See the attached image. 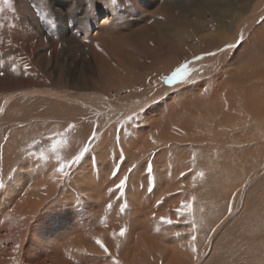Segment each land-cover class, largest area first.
<instances>
[{"label":"rangeland","instance_id":"374dc122","mask_svg":"<svg viewBox=\"0 0 264 264\" xmlns=\"http://www.w3.org/2000/svg\"><path fill=\"white\" fill-rule=\"evenodd\" d=\"M189 1L11 0L14 10L0 12V221L15 234L10 228L0 240V259L14 255L1 264H264V7L250 19L263 0L234 7L232 21L210 8L187 15ZM163 23L186 43H170ZM185 61L186 84L158 79ZM68 124L67 145L53 152ZM92 129L88 155L96 162L85 158L62 178L57 155L70 158ZM19 167L30 175L15 183ZM126 173L125 193L110 194ZM189 202L191 210L182 208ZM121 227L126 235L114 240Z\"/></svg>","mask_w":264,"mask_h":264},{"label":"snow or ice","instance_id":"6c2138e0","mask_svg":"<svg viewBox=\"0 0 264 264\" xmlns=\"http://www.w3.org/2000/svg\"><path fill=\"white\" fill-rule=\"evenodd\" d=\"M117 2V0H111V3L113 5H115ZM2 4L4 5V7H0V12H3L5 10V8L9 9V10H14L13 9V5L11 3V0H2ZM105 23H108V21L106 20ZM243 38L241 37L240 39H238L235 43H230V44H226L224 48H220L218 49V51H224L225 49H233L236 48L238 44L242 43ZM204 55L206 56H215L217 55L216 52H205ZM203 57L202 56H195L194 59L195 60H201ZM2 63V62H0ZM189 62L185 61L184 63H180L177 67H175L173 70L170 71L169 74L162 76V77H158V79H160L162 81L163 84L165 85H169V86H173L176 84H186L188 82L187 77L189 75L190 69H189ZM13 71H15V69H13ZM5 76V72L0 70V77ZM149 81L151 82V78H149ZM140 112H144L145 108L144 106H141V108L139 109ZM138 113L136 111H133V113L129 116L126 117L127 120H132L133 117L137 116ZM73 128L72 124H68L67 128L64 130V132L62 133H57L56 135L63 137V139H53L52 143H51V150L53 152H56L58 147H63L65 145H67L68 141H67V137L65 136V133L69 130ZM97 137V131L96 129H92L90 134L87 137V142H84L82 144L81 147H79L78 151H75L74 154H72L70 156V158L66 159V160H61L60 156L57 155L56 159L59 161V166L56 167L55 171L58 172L61 177H67L69 175V172L66 171V169H71L73 166H79L81 165V163L85 160V158H88L89 160L92 161V163H95V157L94 156H89V150L91 147V142ZM7 139V138H5ZM119 142V137H117V143ZM35 153H29L28 156L29 158L35 156ZM41 159H47L44 156V153L41 152L39 153ZM124 157L121 156V163H123L124 161ZM120 164L114 165L113 170L111 171V177L112 179L116 178L118 176V173L120 171ZM136 167V165H132L129 169H128V173H131L133 171V169ZM146 171L148 172L149 176L152 173V167L151 164L147 165ZM128 173H126L122 178L119 179V182L116 183L114 185V188H109L108 192L111 194L114 191L119 192L120 195H123L125 193V189H126V185H127V181H128ZM186 173L182 172L181 176H185ZM197 175H203V173H197ZM149 183V187H148V192L152 193L154 191V184L152 182V180L149 178L148 180ZM4 187V185L2 183H0V188ZM233 197H235L236 193L232 194ZM119 198V197H118ZM158 204L160 203V201L157 202ZM108 207H111V205L109 204ZM182 208H187L189 210H191V203H187V204H183L182 203ZM182 208H177L176 212L177 215L180 216L183 214L182 212ZM227 210L228 213L231 214L232 213V204L229 203L227 206ZM161 221L163 223L166 224H172L173 221L169 218L166 217H161L160 218ZM220 223H223V220L220 221ZM219 227V224L216 225V227H213L211 229V231L214 233L216 231V228ZM192 229L193 231H195L196 229V223L195 221L192 222ZM126 235V229L121 227L119 229V232H113L111 234L112 238L115 240L117 236L120 237H124ZM177 235H179V233H177ZM95 242L96 244L100 247V249H102V252L105 256H109L110 251L109 248L105 245V243L99 238V237H95ZM196 236L193 234L191 235L190 238V246H191V250L192 252L195 254L197 253V247H196ZM17 249L19 248V245L16 246ZM117 249H119L120 244L119 242H117L116 244ZM112 264H120V262L118 260H116L115 258H113Z\"/></svg>","mask_w":264,"mask_h":264},{"label":"bare ground","instance_id":"6f19581e","mask_svg":"<svg viewBox=\"0 0 264 264\" xmlns=\"http://www.w3.org/2000/svg\"><path fill=\"white\" fill-rule=\"evenodd\" d=\"M260 1V0H259ZM263 2H264V0L262 1V3H259V4H257V8L255 9V6L253 7L254 9H255V12H253V13H251V15H250V19L251 20H254V19H258L261 15H262V10H263V7H264V4H263ZM254 3V2H253ZM252 3V4H253ZM145 4H147V3H145ZM256 4V3H255ZM254 4V5H255ZM73 5V4H72ZM248 5V2H247V0H190L189 2H188V4H187V10H186V13H187V15H189V14H195V16L197 15H202V13H203V10L204 9H208V10H212L213 12H214V14L215 15H218V16H222L223 18H226L228 21L230 20V21H232V9L234 8V7H241V11H244L245 9H246V6ZM251 7V6H250ZM210 8V9H209ZM260 8V9H259ZM252 9V8H251ZM246 11V10H245ZM208 12V11H207ZM208 14V13H207ZM172 15H173V13H172ZM206 15V14H205ZM204 16V15H203ZM203 16L201 17V18H203ZM211 16V15H210ZM210 16H209V18H210ZM214 16V15H213ZM175 17V16H174ZM216 17V16H215ZM106 18H108V16L106 17ZM180 18H184V19H187V16H185V13H183V14H181L180 16H178V18H177V20H179ZM249 18V17H248ZM247 18V19H248ZM181 20V19H180ZM199 20V19H198ZM165 21V20H164ZM203 21V20H202ZM257 21V20H256ZM191 22V21H190ZM189 22V24L191 25V26H193V24L192 23H190ZM196 22V21H195ZM221 22V21H220ZM242 22V21H241ZM240 22V23H241ZM246 22V21H245ZM259 22V21H258ZM248 23V24H247ZM253 23V22H252ZM170 24V23H169ZM173 23H171V25H172ZM202 24V23H201ZM220 24V23H219ZM245 24V23H244ZM246 24H247V26H246V30L247 29H249V26L250 25H252L251 24V21L248 19V21L246 22ZM240 25V24H239ZM263 25V24H262ZM161 27H162V29H165V30H167L166 31V36H167V38L170 40L169 42L170 43H172V42H176V43H181V44H185L186 43V39L180 34V33H177L176 31V33L175 34H173L172 33V35L173 36H169V35H171V33L170 32H172V31H170V26H168V23H163V24H161ZM204 27V26H203ZM239 27V26H238ZM257 27V26H256ZM263 27V26H262ZM197 28V27H196ZM226 28V27H225ZM190 29V28H189ZM194 29V28H193ZM243 29V28H242ZM259 29V28H258ZM164 30V31H165ZM195 31H197V30H195ZM224 31V30H223ZM248 31V30H247ZM188 32V31H187ZM254 32V31H253ZM112 33V32H111ZM251 33V32H250ZM195 34V33H194ZM250 35V34H249ZM262 35H263V33H262ZM164 36V35H163ZM241 36V35H240ZM259 36H261V35H259ZM162 38H164V37H162ZM166 40V39H165ZM255 40V38H253V40L252 41H254ZM190 41V40H189ZM193 41V40H192ZM234 41V40H233ZM252 41H251V43H252ZM255 42V41H254ZM261 43V40H259V45H262V44H260ZM254 44H256V42L254 43ZM188 45V44H187ZM244 45V44H243ZM246 45H248V44H246ZM106 47V46H105ZM116 47V46H115ZM176 47V46H175ZM246 47H248V46H246ZM242 49V48H241ZM240 49V51L242 52L243 50H244V47H243V49L241 50ZM232 50V49H231ZM238 50V49H237ZM237 50H236V52H237ZM112 51V50H111ZM240 51L238 52V53H240ZM18 52V51H17ZM16 52V53H17ZM99 52V51H98ZM114 52V51H113ZM173 52V51H172ZM176 52V51H175ZM181 52V51H180ZM128 54V53H127ZM158 54H160V53H158ZM166 54V53H165ZM120 55V54H119ZM122 56V55H121ZM28 57V56H27ZM244 57V56H243ZM159 58V57H158ZM180 58V57H179ZM253 58V57H252ZM108 59V58H107ZM256 59V58H255ZM260 61V60H259ZM258 61V62H259ZM103 62V61H102ZM97 65V64H96ZM258 65V64H257ZM106 67V66H105ZM200 67V66H199ZM259 67H261V66H259ZM264 73V72H263ZM257 74H258V72H257ZM156 75V74H155ZM252 76V75H251ZM264 77V76H263ZM243 78V77H242ZM241 78V79H242ZM258 78V77H257ZM189 79V78H188ZM247 80L249 81V79L247 78ZM260 81V80H259ZM240 82V81H239ZM241 82H243V81H241ZM112 84V83H111ZM264 84V83H263ZM34 85V84H33ZM245 85V84H244ZM255 85H257V84H254L253 85V88L255 87ZM158 86V85H157ZM246 87V86H245ZM247 87H249V86H247ZM246 87V88H247ZM252 87V86H251ZM258 87V86H257ZM241 88V87H240ZM245 88V89H246ZM260 87H258V89H259ZM262 88V87H261ZM26 89V88H25ZM250 89H252V88H250ZM167 90V89H166ZM174 90V89H173ZM250 91L249 89H246V91ZM37 91V90H36ZM41 91V90H40ZM157 92V91H156ZM251 92V91H250ZM250 92H246V93H250ZM254 92V91H253ZM261 92V90L259 89V93ZM46 93V92H45ZM162 93V92H161ZM191 93V92H190ZM239 93V92H238ZM255 93H256V91H255ZM257 93H258V91H257ZM247 94V95H248ZM253 95H254V93H252ZM252 94H251V96H252ZM165 95V94H164ZM50 96V95H49ZM57 96H59V95H57ZM12 97H13V95H9V97H7L6 96V99L4 100V106H3V108L5 107V105L7 104V102L10 100V99H12ZM174 97V96H173ZM253 97H255V96H253ZM251 98V97H250ZM252 99V98H251ZM258 99H260V97L258 98ZM262 99H263V97H262ZM191 100V99H190ZM259 101H261V100H259ZM259 101H257L258 103H259ZM263 101H264V99H263ZM256 102V103H257ZM61 103V102H60ZM256 103H255V105H256ZM257 103V104H258ZM261 103V102H260ZM264 103V102H263ZM197 104V103H196ZM252 105H253V103H252ZM262 105V104H261ZM263 106V105H262ZM256 108V107H255ZM263 108H264V106H263ZM245 109V108H244ZM204 110V109H203ZM257 110H259L258 108H257ZM264 110V109H263ZM212 111V110H211ZM245 111H247V110H245ZM251 111H253V110H251ZM254 111H255V109H254ZM257 112V111H256ZM259 112V111H258ZM258 112L256 113V114H258ZM76 113V112H75ZM245 113V112H244ZM56 114V113H55ZM62 114V113H61ZM238 114V113H237ZM246 114V113H245ZM248 114V113H247ZM262 114V113H261ZM26 115V114H25ZM250 115V114H249ZM259 115H260V113H259ZM205 117V116H204ZM244 117V116H243ZM245 117H246V115H245ZM259 117L261 118V117H263V116H258V120H260L259 119ZM250 118V117H249ZM252 119V118H251ZM257 119V118H256ZM242 120H244V119H242ZM257 121V120H256ZM261 121V120H260ZM259 124V123H258ZM231 125V124H230ZM253 125H254V127L256 126L254 123H253ZM242 127V126H241ZM257 127H259V125L257 126ZM208 129V128H207ZM252 129H253V127H252ZM255 129V128H254ZM259 129V128H258ZM257 129V130H258ZM219 130V129H218ZM230 130V129H229ZM258 132V131H257ZM257 132H255V134L257 133ZM260 133V132H259ZM262 133V132H261ZM249 135V134H248ZM257 135H259V134H257ZM228 137V136H227ZM245 137V136H244ZM248 137H256V136H253L252 134L251 135H249ZM133 138V137H132ZM143 141V140H142ZM220 142V141H219ZM100 145V144H99ZM9 149V148H8ZM233 163V162H232ZM19 165V164H18ZM21 166V165H20ZM128 168V167H127ZM27 174H29L30 175V173H28V172H26ZM29 175H26V177H25V175H24V172L21 170V167H19V168H17L14 172H13V180L15 181V183H19V182H23L25 179H26V181L28 180V177H29ZM77 179V178H76ZM2 192H4V190L2 191ZM98 197V196H97ZM5 215H3L2 214V217L4 218V219H6V217H4ZM1 217V216H0ZM1 217V218H2ZM140 219V218H139ZM10 220V219H9ZM11 222H3V223H1V221H0V227L2 228V230H3V232H5L4 233V237H3V235L2 236H0V240L1 241H3L2 243L4 244V239L5 238H7V236L11 233V239H14L15 237V234H14V230H13V228L14 227H10V224ZM17 224V223H16ZM11 228V232H9V229ZM1 230V229H0ZM9 232V234H8V232ZM24 233V232H23ZM176 233V232H175ZM15 241V240H14ZM1 245L2 247H3V249L2 250H6V247H4V245ZM0 246V247H1ZM15 246H14V244H13V248H14ZM41 247H42V245H41ZM67 250V249H66ZM30 251H31V253H30V255H36L37 253L39 254V250H37V249H31L30 248ZM1 252V251H0ZM16 252H17V250H16ZM4 256V251L3 252H1V254H0V258H2ZM7 259L5 260L4 259V261L2 260V259H0V260H2L4 263H8V259L9 258H11V257H14V255H12V253H8L7 255ZM38 257V256H37ZM124 257V256H123ZM12 261V260H11ZM14 261V260H13ZM37 263V262H36ZM0 264H1V262H0ZM19 264V263H18ZM22 264V263H21ZM34 264V263H33ZM39 264V263H38Z\"/></svg>","mask_w":264,"mask_h":264}]
</instances>
